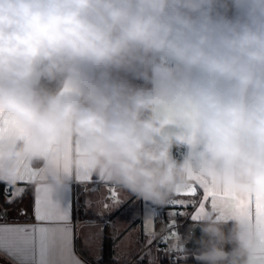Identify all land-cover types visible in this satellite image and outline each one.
Masks as SVG:
<instances>
[{"label": "clouds", "instance_id": "obj_1", "mask_svg": "<svg viewBox=\"0 0 264 264\" xmlns=\"http://www.w3.org/2000/svg\"><path fill=\"white\" fill-rule=\"evenodd\" d=\"M0 109L22 126L0 145V182L72 137L77 160L153 206L196 178L264 193V0H0ZM173 247L198 264H264V231H225L212 211Z\"/></svg>", "mask_w": 264, "mask_h": 264}, {"label": "crops", "instance_id": "obj_2", "mask_svg": "<svg viewBox=\"0 0 264 264\" xmlns=\"http://www.w3.org/2000/svg\"><path fill=\"white\" fill-rule=\"evenodd\" d=\"M119 75L123 76L125 74L120 73ZM128 79L136 84L131 76H128ZM144 86L151 87L147 82H145ZM64 90L68 91L67 87H65ZM0 129L5 130L4 138L0 140V145H12L20 135L22 126L13 113L0 109ZM80 150L81 142L78 139L68 137L63 145L62 153L55 156L51 163L46 162V158L26 157L19 162L20 172L18 174L17 183L8 184L0 182L6 190L4 199L2 200L5 207L0 204V212L4 214L0 216V223L11 226H41V222L35 219L33 213L32 203L34 196L40 199H49L57 202L61 206L70 203L74 196L77 203L73 206L71 219L66 225H63L71 229L75 240L74 254H72L70 245L65 247H61L60 245H49L47 250L44 251L41 249L39 243H36L27 252L0 249V264H77V262H79V264H97L102 256L103 237L105 234L108 237L117 239L114 245V256L118 258L132 251L141 237L144 236L145 241L139 253L141 256L146 255L149 264H157L158 253H161V251L158 249L154 238L159 235L157 233H160V231H154V233L157 234L155 237H148L145 233L140 231V234H131L133 226H136L135 222L138 223L139 221L141 223L144 221V206L149 205L150 210L153 211L151 204L143 203L130 192L114 184L103 181L98 175L94 174L85 163L76 159ZM53 174L66 177L64 185L57 188L55 192L50 189ZM89 179L92 181L91 183L82 182ZM22 180H30L31 183L22 185ZM194 184L212 188L203 180L196 178L186 187L179 189L177 193L191 189ZM21 187L27 189L23 198H17L13 203L8 204L6 202L8 197L13 193L19 192ZM111 187H114L117 196L116 200H118L119 203L109 198L108 190ZM116 190L118 192H116ZM235 191H237L241 197L251 195L253 197V203H255L257 196L264 199V193L253 194L251 192L245 193L239 190ZM177 193L172 198L173 201L179 198L186 200L189 205L201 203L202 194L199 192L194 198L177 197ZM105 205H107V207H105ZM133 205L136 207L131 208ZM184 209L185 214L191 221H194L191 218L194 207L189 206ZM128 211H134L136 216L134 218L132 216L128 218V215H131ZM209 211L215 213L218 218L225 220V224L239 219L243 222L255 223L258 228L264 231V217L258 219L254 207L251 209L250 217H238L229 210H225L223 215H220L209 203V206L205 208V212L201 214L200 217ZM122 214L126 215L127 219H134L135 222L129 225H127L125 221H121V224L118 223L116 220ZM173 218V216L169 217L171 220ZM175 218V223L177 224L179 217L175 216ZM108 220L111 221V224L107 222ZM155 226L157 227L156 224ZM127 235L133 238V242L126 250L119 251L120 243ZM149 240H151V243H148ZM186 260L187 259L181 260V263L188 264Z\"/></svg>", "mask_w": 264, "mask_h": 264}, {"label": "snow or ice", "instance_id": "obj_3", "mask_svg": "<svg viewBox=\"0 0 264 264\" xmlns=\"http://www.w3.org/2000/svg\"><path fill=\"white\" fill-rule=\"evenodd\" d=\"M4 129H0V140L4 138ZM91 183L89 179L82 181ZM30 180H22L21 184H29ZM26 188L21 187L19 192L11 194L7 203L11 204L17 198L22 199ZM6 190L3 186H0V199H4ZM113 189H109V198L113 199ZM201 193V203L196 205H189L186 200L177 198L170 206L173 211L169 213L170 216H181L185 213L183 211H176L175 209H183L189 206L194 207V212L191 218L195 221L199 219L200 215L205 212V208L210 206L217 210L220 215H223L225 210L231 211L238 217H250L251 209L254 207L256 210L257 218L264 217V199L257 196L255 203H253V197L251 195L247 197H241L234 189H225L224 191H216L212 188L202 186L200 184H194L191 189L180 191L177 193V197H196ZM119 203L118 200L115 201ZM75 201L74 196L70 203L61 206L57 202L49 199H40L34 196L32 208L34 217L37 221L41 222V226H11L0 223V249H10L16 252H27L31 247L39 243L41 249L46 251L49 245H60L65 247L70 245L72 254L75 250V240L72 235L71 229L67 228V222L71 219V212ZM107 207V205H105ZM146 210V209H145ZM4 215L0 212V216ZM59 225V226H55ZM175 221H171L169 227L174 228ZM145 234L147 235V229ZM175 233L173 232L172 235ZM167 239V238H165ZM151 243V240L148 241ZM143 258H141L142 260ZM79 264V262H77Z\"/></svg>", "mask_w": 264, "mask_h": 264}, {"label": "trees", "instance_id": "obj_4", "mask_svg": "<svg viewBox=\"0 0 264 264\" xmlns=\"http://www.w3.org/2000/svg\"><path fill=\"white\" fill-rule=\"evenodd\" d=\"M133 81L141 86H144L145 84V81L135 79H133ZM45 86L52 90H56L59 87V85L55 82L46 83ZM0 186L3 185L0 184ZM0 204L5 207V205L2 203V199H0ZM191 222L192 221L186 214L178 218L176 229L179 233V236H182L187 232ZM231 223L232 222L225 224V231H227V228L231 227ZM144 241L145 237L143 236L141 237L140 241L136 244V246L132 249V251H130L127 255L118 258L114 256V245L116 244L117 239L108 237L105 234L103 237L102 256L101 259L97 262V264H149V260L147 259L146 255L141 256V254L139 253ZM141 258L143 259L141 260ZM186 262L188 264H198V262L191 257L187 258ZM157 264H168L166 256L163 252L158 253ZM177 264H181V262H178Z\"/></svg>", "mask_w": 264, "mask_h": 264}, {"label": "built area", "instance_id": "obj_5", "mask_svg": "<svg viewBox=\"0 0 264 264\" xmlns=\"http://www.w3.org/2000/svg\"><path fill=\"white\" fill-rule=\"evenodd\" d=\"M173 151H174V154L178 155L175 149ZM110 189L114 190L112 200H116L117 196H116L114 187H111ZM108 193H109V190H108ZM173 202L174 201L171 199L169 203L163 207L152 205L153 211L155 214V217H154L155 222L156 224L162 225V231H160L159 235L155 237L154 240H155V243L157 244L158 249L165 254L168 264H177L178 262H181V260L186 259L184 254L179 250V248L173 247V245L176 243L177 238L179 237V233L176 229L177 224L175 223L174 228L168 227L167 212L173 211V208L170 206V204H172ZM175 210L183 211L185 213L184 208L175 209ZM176 217H180V216H176ZM173 232L175 233L174 235H172Z\"/></svg>", "mask_w": 264, "mask_h": 264}, {"label": "rangeland", "instance_id": "obj_6", "mask_svg": "<svg viewBox=\"0 0 264 264\" xmlns=\"http://www.w3.org/2000/svg\"><path fill=\"white\" fill-rule=\"evenodd\" d=\"M116 192H118L117 190H116ZM144 203V202H143ZM133 207H136L135 205H133V206H131V208H133ZM151 207H152V205H151ZM130 208V209H131ZM146 209V210H145ZM129 212V211H128ZM170 212H172V211H170ZM170 212H167V218H168V227H169V225H170V222L171 221H175V217L171 220V219H169V217H170V215H169V213ZM131 215H128V218L130 217V216H132L133 218L136 216L135 214V212L134 211H132V212H129ZM143 214H144V216H143V220L144 221H142L141 223L138 221V223H136L135 222V220L133 221V220H131V219H127V216L126 215H121L120 217H118L117 218V222L118 223H120L121 224V221H125V222H127V225H129V224H131V223H133V222H135V225L136 226H133V228H132V232H131V234H140L139 233V231L140 232H142V233H145L146 232V229H147V236L148 237H155L157 234H159V233H154V231H162V225H160V224H156V222H155V219H154V217H155V214H154V211H152V210H150V206L149 205H145L144 206V212H143ZM116 221H115V223H116ZM107 222H109L110 224H111V221H107ZM117 223V224H118ZM138 224V225H137ZM155 224L157 225V227L155 226ZM133 242V238H131V236L130 235H127L125 238H123V240L121 241V243H120V249H119V251L121 250H126L127 249V247L131 244Z\"/></svg>", "mask_w": 264, "mask_h": 264}, {"label": "water", "instance_id": "obj_7", "mask_svg": "<svg viewBox=\"0 0 264 264\" xmlns=\"http://www.w3.org/2000/svg\"><path fill=\"white\" fill-rule=\"evenodd\" d=\"M178 158H179V157H178ZM199 234H200L199 231H197V235H198V236H199ZM192 247H193V245H191V244L188 245V248L191 249Z\"/></svg>", "mask_w": 264, "mask_h": 264}]
</instances>
